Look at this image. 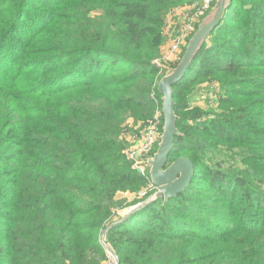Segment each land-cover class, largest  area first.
<instances>
[{
    "label": "trees",
    "instance_id": "obj_1",
    "mask_svg": "<svg viewBox=\"0 0 264 264\" xmlns=\"http://www.w3.org/2000/svg\"><path fill=\"white\" fill-rule=\"evenodd\" d=\"M183 1L0 0V264H88L84 248L107 227L119 264H264V102L236 99L254 86L264 94V0H231L172 86L179 134L167 165L188 157V186L108 221L156 192L128 204L119 196L148 187L122 133L156 106L162 128L157 85L172 66L156 58L166 16ZM57 21L59 33L37 37ZM197 79L226 92L220 110L183 112L178 90ZM218 143L257 152L245 167L213 166L206 154Z\"/></svg>",
    "mask_w": 264,
    "mask_h": 264
},
{
    "label": "rangeland",
    "instance_id": "obj_2",
    "mask_svg": "<svg viewBox=\"0 0 264 264\" xmlns=\"http://www.w3.org/2000/svg\"><path fill=\"white\" fill-rule=\"evenodd\" d=\"M191 2H189L188 0H184L181 4L176 5L175 7H173L169 13L167 14V19L165 20V24L167 25L168 21L171 23V27L173 30L172 35L170 36V34L165 37V41L169 42L170 39L171 41L173 39H175L177 37V35H179L182 30L186 27L187 23H188V19L191 17V15L196 11V9L199 8L201 1L197 0V3H195V0H190ZM218 0H214L212 2V4L210 5V8L208 9L209 11L211 9H213L216 5H217ZM72 5L69 9V11H75L77 9V4L73 1H71ZM55 6V7H53ZM53 9L57 10L58 8L62 9L63 6L61 5H53ZM207 10V11H208ZM182 14L184 17V21L180 23V21L175 20V16ZM175 15V16H174ZM205 14L203 13L201 15V17L197 18L199 20H197L198 22L201 21L202 16H204ZM197 22V23H198ZM165 25V27H166ZM196 25V24H195ZM62 24L61 22H58L56 24L53 25L52 28V33L49 35H44L43 33H38L37 37L42 40H50L52 36H55L57 33H59V31L62 30ZM182 26V27H181ZM192 31L190 33H186L185 37H186V41L184 42V45H181L179 47V51L176 53V56L172 59V60H165L164 63L167 64L166 67L169 66H174L176 64V58L178 56H180V51L182 50L183 47H185L187 45V42L192 34V32H194L195 30V26L192 25ZM184 27V28H183ZM171 31V28H169ZM168 29V30H169ZM168 33V31H167ZM188 39V40H187ZM32 45H34L35 47L39 46L38 42H33ZM160 56L158 58H156V60L161 61ZM170 69V68H169ZM169 71V70H168ZM167 71V73H168ZM29 85H31L32 82H28ZM251 87V86H250ZM258 86H254L251 90H250V94L248 96H237L236 99L237 101H241V100H245V101H252V108L253 109H259V107L262 105V102H264V94H260L259 90H257ZM221 93V95H224L226 92L221 91L218 88V84L217 83H209L207 80L205 79H197L195 82L193 83H185L183 86H181L178 90V97H177V101L180 102L182 108H183V112H188V111H192V110H200V111H206V112H215L221 109V105L219 104V99H218V93ZM18 95H21V97H27L25 94H22L20 92H17ZM160 113L158 111V106H156L155 111L152 113V115H150L148 118L145 119V121H143L142 123L145 125H150L152 124V122L155 119H158V123H157V129H156V133H157V139L155 142L158 144L159 140H160V135L162 132V128L159 127L160 122H161V117H160ZM157 117V118H156ZM133 121V119L128 118L125 123H124V129L125 132L128 135H131L132 137H138L140 135L139 130H140V126L142 125V123L138 122L140 124V126L138 125V123H135ZM163 124V121H162ZM127 125V126H126ZM138 125V126H137ZM222 143H218V145L216 146V148L214 150H211V152L207 153L206 155H209V157H212V161L209 162L210 165L216 166L215 164L217 163L216 161L222 163L224 166H227L229 162L231 163H235L237 164L238 167H245L249 162H251V158L249 157V155H252V152H257L259 151L260 153L264 152V149H259L257 151H251V150H236L235 154L234 152H230L228 150H226V152L224 153L223 150L220 149ZM243 147H246L247 145H241ZM250 149H254V146H250ZM131 150L127 151V157L128 154H130ZM222 153H224V155H222ZM205 155V157H207ZM129 158V157H128ZM137 158V157H136ZM145 157L143 156V154H139L138 156V160L139 159H144ZM130 159V158H129ZM139 167L146 169V166L142 165V164H138ZM264 165V163L262 164ZM148 172H149V166L147 168ZM149 184V183H148ZM157 191V188H155ZM149 191L150 188L143 187L142 189L138 190V191H134L132 193H126L125 195H123V193H120L119 196L121 197H126V201L127 204L130 203L134 198H139L142 197L140 195L141 191ZM155 193L153 192L150 196H153ZM147 198V197H146ZM144 198V199H146ZM142 199V201L144 200ZM137 203V202H136ZM135 203V204H136ZM125 204V202L122 204V206H118L114 212L113 215L110 217V221L109 223L113 224L116 221H118L128 210L129 207H131L132 205H127L126 207H123V205ZM107 229V228H106ZM106 229H102L99 233L98 236V240H96V247H92V250H90V248H84V253L87 257V259L90 260V262H88V264H103V263H107L108 261H110V257H109V252H108V248L110 250H112L110 248V246L108 245V243L105 241L104 236L106 233ZM239 231V230H238ZM100 245V247H99ZM79 259H77V263L79 264Z\"/></svg>",
    "mask_w": 264,
    "mask_h": 264
},
{
    "label": "water",
    "instance_id": "obj_3",
    "mask_svg": "<svg viewBox=\"0 0 264 264\" xmlns=\"http://www.w3.org/2000/svg\"><path fill=\"white\" fill-rule=\"evenodd\" d=\"M230 1L231 0H218L217 5L198 23L196 29L189 38L178 63L160 78L157 85V91L161 95L162 101V132L155 153L147 159L150 180L157 188V191L153 196L147 197L143 201H139L135 205L129 207V210L113 224L125 220L132 213L136 212L154 199L163 198L166 200L177 195L190 183L194 173V167L188 157H177L167 165L168 157L173 149L175 137L179 134L176 125V101L174 99L172 86L184 76L208 35L222 20ZM108 250L110 249L108 248ZM110 251L114 254L112 250ZM115 257L117 258L116 255ZM117 264H119L118 259Z\"/></svg>",
    "mask_w": 264,
    "mask_h": 264
},
{
    "label": "built area",
    "instance_id": "obj_4",
    "mask_svg": "<svg viewBox=\"0 0 264 264\" xmlns=\"http://www.w3.org/2000/svg\"><path fill=\"white\" fill-rule=\"evenodd\" d=\"M201 4L199 6L198 9H196V11L191 15V17L188 19V23L186 25V27L182 30V32L177 35V37L175 39L172 40L171 45L169 47V53L173 54V53H177L179 51V47L181 45H184L185 41H186V37L185 34L186 33H190L192 31V25L195 26V24L198 22L197 19L198 17L200 18L201 15L203 13H205L209 8L210 5L212 4V2L214 0H200ZM171 59V57H170ZM167 57V60H170ZM158 62V60H156ZM157 118V117H156ZM157 123H158V119H155L152 124H150V128L148 130V134H147V139L146 141L136 150V151H131L130 154H128V157L133 160V164L134 166L139 170V172L148 180V188L152 189V188H156L150 180V176L147 173V168H148V163H147V159L149 157H151L152 155H150L149 153L153 150L154 148V144L156 142V129H157ZM139 154H143V156L145 157L144 159H137ZM137 157V158H136ZM138 164H142L144 166H146V169L143 170V168L139 167ZM146 193L145 190L140 192L141 196H144ZM109 252V257H110V261H108L107 263H103V264H117V258L115 257V255L108 250Z\"/></svg>",
    "mask_w": 264,
    "mask_h": 264
},
{
    "label": "crops",
    "instance_id": "obj_5",
    "mask_svg": "<svg viewBox=\"0 0 264 264\" xmlns=\"http://www.w3.org/2000/svg\"><path fill=\"white\" fill-rule=\"evenodd\" d=\"M174 18H175V20L180 21V23L184 21V17L182 14H179V15L175 16ZM166 19H167V16H166ZM169 28H171V31ZM172 28L173 27H171V23L168 21V23L164 29L165 37H166V35L168 36L170 34V32H171L170 36L172 35V33H173ZM167 31H168V33H167ZM171 42L172 41L170 39L169 42L165 41V43L162 45L161 52H160V58H159L160 60L165 61V60H167V57L169 59L171 57L170 60H172L176 56V53H173V54L169 53V47L171 45ZM138 125L140 126L139 123H138ZM149 128H150V125H141L140 130H139L140 135L138 137H136V136L132 137L131 135H128L127 133H124V134L122 133V136H124V138L126 140V151H129V150L136 151L146 141ZM156 138H157V133H156ZM125 194L126 193H123V195H125Z\"/></svg>",
    "mask_w": 264,
    "mask_h": 264
}]
</instances>
